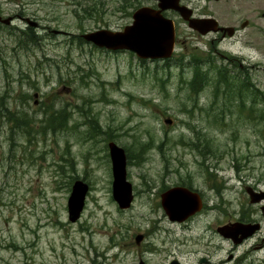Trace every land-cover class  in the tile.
I'll return each mask as SVG.
<instances>
[{"label": "rangeland", "instance_id": "1", "mask_svg": "<svg viewBox=\"0 0 264 264\" xmlns=\"http://www.w3.org/2000/svg\"><path fill=\"white\" fill-rule=\"evenodd\" d=\"M256 1L254 12L232 0L210 2V10L202 1L199 9L191 4L216 13L224 24L235 18L251 23L213 52V34L195 32L183 21L167 62L142 60L131 51L111 53L80 37L101 28L122 30L140 6H154L155 0H0V12L16 18L12 26H0V105L14 108L21 93L28 94L23 110L31 113L32 124L51 120V114L45 120L44 105L66 110L67 124L24 136L25 129L9 123L11 115L0 107V264H170L174 259L235 264L239 255L237 264H250L247 255L264 257V247L249 252L253 240L237 245L217 231L244 216L262 218V203H251L246 191L247 185L264 189V120L255 110L264 109V97L253 91L255 85L264 91V5H259L264 0ZM17 15L39 23L32 27L38 38H31L27 22ZM207 53L215 65L204 63ZM190 56L203 60L202 74L217 81L220 66L232 68L229 57L252 86H242L241 78L231 88L208 85L196 93L195 106L183 82L194 73ZM218 110L227 112L224 121L207 116ZM60 115L55 113V120ZM76 116L116 133L131 156L145 155L127 162L135 191L130 208H119L112 196L107 141L88 138L79 126L72 130ZM76 175L87 177L91 191L72 222L68 198ZM181 181L201 189L207 206L186 222L170 223L156 200ZM138 234H144L140 242Z\"/></svg>", "mask_w": 264, "mask_h": 264}, {"label": "water", "instance_id": "2", "mask_svg": "<svg viewBox=\"0 0 264 264\" xmlns=\"http://www.w3.org/2000/svg\"><path fill=\"white\" fill-rule=\"evenodd\" d=\"M160 7L177 9L184 14V6L179 5V0H160ZM0 20L8 22L9 19ZM211 20V19H208ZM208 23L205 20L190 19V25L206 32ZM214 30L215 26H211ZM174 26L171 19H167L161 15L160 10L150 7L140 8L134 14V23L125 28L124 31H111L107 29L97 30L87 33L84 37L92 40L99 46H105L112 49L127 48L137 52L140 57H169L174 47ZM111 157L113 163V195L121 208L128 207L133 199L131 183L126 179V154L124 150L114 143L110 144ZM88 185L82 181L77 182L69 197L70 218L76 220L84 207V201ZM251 193L253 202L260 201L264 198V191L256 194ZM162 203L173 220H185L189 216L200 211L202 208V200L197 192L176 186L168 189L162 194ZM264 212V206L262 208ZM233 226V225H232ZM219 227V231L227 237L237 236L239 233L234 231L233 227L241 228L243 236H248L257 229L258 226L253 224H234L233 227ZM141 239V235L137 236V241ZM140 264H144L141 262Z\"/></svg>", "mask_w": 264, "mask_h": 264}, {"label": "flooded vegetation", "instance_id": "3", "mask_svg": "<svg viewBox=\"0 0 264 264\" xmlns=\"http://www.w3.org/2000/svg\"><path fill=\"white\" fill-rule=\"evenodd\" d=\"M201 1L204 2V4H205L203 6L204 7L206 6L210 10V9H213L214 6L209 5V3L210 2H216V1H219V0H180V3L181 4H184V5H187V6H190L191 4H193L197 9H199L200 6L199 5L197 6V2H201ZM226 1L228 3H230V0H226ZM255 1L256 0H247V1L246 0H232L233 3L231 2V4H234L235 6L237 5L241 9L242 8V3H247L248 5H247V8L245 10L254 12L255 5L257 4V1L256 2ZM259 5L262 6V5H264V3L263 4H259ZM148 6H150V5H148ZM141 7L142 6H140L139 8H141ZM152 7H154V9H156V10H160L157 3H155V5L152 6ZM196 8H192L194 10L193 11V14L195 16H198V17H208L209 16V17L215 18L217 20L218 24L216 25V27L217 26H224V27H231L232 28L231 30H228L226 28H222V29H219L217 31L209 30V29L207 30V32H206L207 34H205V35L213 34V37L210 39V44H211V47L213 49V52H217L216 48L220 44V42L222 40H224L225 38L230 37V36H236V37H238L240 35V32L241 31H244L245 28H247L250 25V23H251V20H249V19H242V20L239 19V20H237L235 18L234 19L235 20L234 22H232V23H225L224 24V23L220 22L219 19L216 17V15H215L216 13L213 14L211 11H204L203 12L202 10L199 11ZM260 12H261V16H263L264 15V10L263 11H260ZM161 13H162V15L167 16V17L171 18L174 21L175 26H176V32H179V25H180V23H182L184 21V22H186L188 24V22L185 21L182 18V16L180 15V13L178 11H176V10H172V9H170V10L169 9L162 10ZM0 14L3 17H5L2 12H0ZM233 14H238V11L233 10ZM16 17L21 18L23 20L26 19V18H24V17H22L20 15H17ZM13 19H16V18H13ZM237 22L240 23V24L238 25ZM211 25H214V24H212L210 22L207 26H211ZM0 26L1 27H6L2 22H0ZM193 31L197 32L196 30H193ZM178 41H179V37H178ZM210 57H212V56H210ZM225 59H227V61H231V62L233 61L229 57L228 58L225 57ZM190 89L192 91V96L191 97H193V98H191V100H193V99L195 100V106H196V104L198 103V99L196 98V96H197L196 93L199 94V92L201 90H203V89L197 90V89L189 88L188 90H190ZM191 105L193 106V104H191ZM3 106H4L3 103H1V110H2V112H7V114H10L11 115V118H9L7 116V120H8L9 123H13V110L15 109V107L14 108H10V107L6 106V109H3ZM80 122H82V123H80ZM78 126L80 128H83L84 133L88 135V138L89 137L92 138L93 132L96 131L97 138H99L101 136L103 138V141H107L108 144H109L110 141H115L118 144V142H117L118 140H117L116 133H115V135H113V134H110V131L109 130H105V129L102 130L101 127L96 122L94 123V122H92L89 119H81L80 120L76 116V119L73 120V125H72L71 129L74 130V131L75 130L78 131L80 129ZM108 144H107V146H108ZM108 149H109V147H108ZM125 151H126V155H127V153H130V149H128V148L125 149ZM108 155L110 156V153ZM142 157L145 158V155H143ZM128 162H130V156H129V154H128ZM208 174L211 175V176L212 175L216 176L214 173H210L209 172ZM208 174H207V176H208ZM80 177L82 178L83 181H85L89 185V188L91 190V184L87 181V177L86 176L76 175L74 177V181L75 180H78ZM179 185L185 186V187L189 188L190 190H192L193 192H197L199 194L201 200H202V203H203L202 210L200 212H197L196 214L190 216L185 221H183V222H186V221H188V220H190V219L198 216L200 213L203 212L204 207L207 206V204H206V196L201 191V189L195 188V187H193L190 184L189 185H186V184L183 183V181H181L179 183L177 182V183H175L174 185L170 186L169 188H167L165 190H168V189H170L172 187H176V186H179ZM249 189L252 190V194H256V193L263 192L264 189H260V188H258L255 185H252V186L251 185H247L246 186V191H247V194L249 195L248 197H249L250 202L253 203V204H261L262 203L260 205L262 218L261 219H255V218H248V216H244V217L238 218L234 222L230 221V222L224 223L223 225H220V226L221 227H223V226H230L231 227L232 225L234 226V224L241 223V224H245V225H247V224L256 225V226H258L257 229L254 230V232L252 234H250L248 236H245V237L242 234V231H241L242 229L241 228H237V227H233V226L232 227L234 228V231H236V230L238 231L239 230L238 231L239 233L237 234V236L229 237L228 238V237H224L221 233H219V232L218 233L220 235H222L224 238L230 239L234 244H237V245L238 244H241V243H243L245 241L247 242L249 240H253L254 243H253L251 249L249 250V252L251 251V253H253L254 251H259V250H261V248L264 247V235H259V233L262 232L263 227H264V212L262 210V208L264 206V198L261 199L260 201L253 202L251 200V193L249 192ZM163 193H164V191L160 194V200H159V202L156 200V203H160V206H162V207H163V203H162V194ZM170 223H181V222L171 221ZM220 226H218V227H220ZM217 231H219V228H217ZM143 238H144V234H143ZM241 256L242 255H239V256H237L235 258V260H236V263L235 264H237V261L240 260L239 258ZM232 258H233V255L231 254L228 259L231 260ZM246 258H249L250 264H264V257H261L260 258V257H256L255 255H252V256L251 255H247ZM201 259H203V262H207L208 261V259L205 258V257H203ZM170 264H182V261H180L179 259H174Z\"/></svg>", "mask_w": 264, "mask_h": 264}, {"label": "trees", "instance_id": "4", "mask_svg": "<svg viewBox=\"0 0 264 264\" xmlns=\"http://www.w3.org/2000/svg\"><path fill=\"white\" fill-rule=\"evenodd\" d=\"M86 11H88L89 14H92V9L88 8ZM29 31H30V36H31L32 39L35 38V37L38 38V36L33 32L32 29H30ZM204 63L206 65H208V66H213V65H215V60H214L213 57H210V55L208 54V56L206 57ZM229 63L231 64L232 68H229L228 66H220V68H219L220 78H219V81H217L218 78L214 79L210 75H208V73L202 74L203 60H200V59H197L196 57H193L191 59V61L189 62V66H193L194 67V73L192 74V78L190 80L187 81L186 79H184L183 82L187 83V87L188 88L197 89V90L204 89L208 85H213V86L219 87L218 85L221 84V83H222V85H225L226 87H228V88L230 87L231 88V87H233L235 85L236 80L241 78L242 86H244L245 88L249 89L252 86V85L249 86V84H248V83L251 84L250 77L248 75H246V78L242 79V75L241 74H242V72L244 73V71L239 68V64H237L236 62H232V63L229 62ZM239 70H241L242 72H240ZM255 86H253L255 89L252 87L253 91L255 90V92L258 95H262L264 97V91L262 92L261 89L257 85H255ZM29 97H30V95H29ZM244 109H245L244 107L240 108V110L242 112L244 111ZM247 109H248V111L250 110V108H248V107H247ZM48 110H51V112H52L51 120H49L47 122V124L43 126V129H44L43 130V134H45L47 132L46 130L49 127H51L52 129H56L58 127H63L64 125L67 127V124H66V121H65L66 117L64 116L66 110H64V109L56 110L52 106L50 108H48ZM255 110L260 112L259 118L261 120H264V109H259L258 107L255 106ZM228 111L230 113H233L234 110L233 109H229ZM55 113L61 114L59 116L58 120H55L56 119ZM226 113H227L226 111L222 112V111L218 110L217 112H215V116H213V112L207 113V116L211 117L212 120H218V118L220 117V119L222 121H224V119L222 117H225ZM22 114H23V117L25 118L26 114L25 113H22ZM13 124H14V126L16 128L25 129V131H23V133L28 132V130H26V128H24V126H23V121L21 119L15 117V116H13ZM32 128H34V127H31V129ZM142 156H140V157L130 156V160L134 159V158L137 159V160L139 159L140 161L144 160V158Z\"/></svg>", "mask_w": 264, "mask_h": 264}, {"label": "bare ground", "instance_id": "5", "mask_svg": "<svg viewBox=\"0 0 264 264\" xmlns=\"http://www.w3.org/2000/svg\"><path fill=\"white\" fill-rule=\"evenodd\" d=\"M171 226V225H170ZM164 227H167V226H164ZM169 228V227H168ZM171 228H172V226H171ZM168 230V229H167ZM172 231V230H171Z\"/></svg>", "mask_w": 264, "mask_h": 264}]
</instances>
